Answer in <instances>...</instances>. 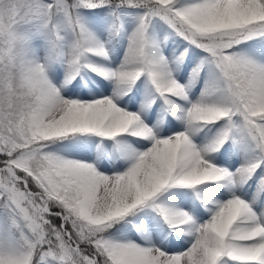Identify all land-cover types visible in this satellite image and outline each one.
<instances>
[{
    "label": "snow or ice",
    "instance_id": "1",
    "mask_svg": "<svg viewBox=\"0 0 264 264\" xmlns=\"http://www.w3.org/2000/svg\"><path fill=\"white\" fill-rule=\"evenodd\" d=\"M0 264H264V0H0Z\"/></svg>",
    "mask_w": 264,
    "mask_h": 264
}]
</instances>
